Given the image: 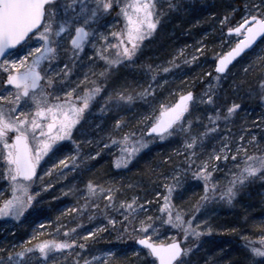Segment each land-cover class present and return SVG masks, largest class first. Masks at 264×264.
I'll list each match as a JSON object with an SVG mask.
<instances>
[{"label":"snow or ice","instance_id":"1","mask_svg":"<svg viewBox=\"0 0 264 264\" xmlns=\"http://www.w3.org/2000/svg\"><path fill=\"white\" fill-rule=\"evenodd\" d=\"M114 4L119 5L120 15L124 17L121 30L110 33L113 38H117L115 45L109 41V34L98 32L94 27L105 13L113 9ZM157 4L158 0H128L127 3L123 0H0V71L6 77L0 78V173L6 175L12 187V195L0 203V217L13 216L18 220L31 205L36 193L30 192L29 188L36 180L43 179L37 172L38 168L43 171L42 162L44 165L50 163L46 171L51 175L53 170H66L67 164L74 162L79 155L80 142L73 139L74 130L78 126L82 127L85 112L92 111V106L104 90L95 81L94 87H80L88 80L90 67L83 74L82 80L79 76L76 81L72 79L76 66L84 64L81 56L86 45L91 43L96 49L94 55L102 58L109 67L119 65L125 59L131 62L141 42L151 36L160 23L163 12ZM175 6V3L169 5L170 8ZM244 13L242 22L227 29L228 33L242 35L243 39H238L234 47L219 57L216 63L217 84L223 78L219 74H226L236 57L245 53V50L253 51L256 43L264 42V0L246 3ZM68 38L71 48H65ZM96 38L102 39L104 45L96 47ZM105 47L115 48L114 59L104 54ZM62 52H70V56L62 59ZM260 52L264 53V48ZM257 63L261 66V78L257 81L255 91L264 102V55H258ZM148 70H152L151 65ZM163 70L167 72L168 68ZM247 70L248 66H245V71ZM106 71L107 69L101 71L100 76H105ZM152 79H156L154 72ZM125 91H117L116 100L112 103V96L106 97L97 111L104 113L113 106L120 108L121 101L131 103L136 97L132 92L125 94ZM209 92L213 94L207 95V100L212 102L215 93L211 85ZM137 95L146 98L150 93L145 88ZM193 101L194 94L189 90L171 105L160 104L158 110L153 109L142 117L145 129L139 135L131 130L124 132L119 138L109 133L110 143L128 145L122 148V155L115 162L117 168L126 166L153 139L164 140L178 130L187 134L184 148L188 152L185 161L189 167L177 165L178 170H174L170 177L161 175L167 191L158 208L159 216L145 215L139 218L141 212L147 213L152 207L150 200L145 199L141 203L138 197L133 196L117 202L111 188L106 190L92 181L87 185L86 195H95L97 189L101 194L107 192L104 197L107 200L105 215L109 224L115 229L119 223L122 232L118 238L129 232L136 236L138 244L144 246L145 255L151 259V264H190V254L196 245L185 247V243L190 238L199 239L204 231L213 230L207 225L202 229L195 222L194 216L186 217L183 209L175 205L173 196L183 187L184 177L190 170L193 178L203 181L204 190L196 202V211L208 201L220 200L231 204L248 184L258 177L264 179V149L258 147L259 141L254 134L247 143L243 135L235 143L226 139L218 148L213 147L205 159L197 162L196 149L204 151V140L208 138V134L219 129L221 119L227 123L242 105L232 102L226 109L227 115L223 117L219 110H216L215 115L208 113L210 126H206L202 133L192 134L193 121L188 116L191 115L190 102ZM257 120L261 121V125L256 126H264V118L258 116ZM126 123L123 119H116L117 131ZM65 140H72L76 145V152L72 154L71 160L67 155L62 159L57 157L63 147L60 142ZM87 142L91 143L92 140L88 139ZM253 142L254 148L250 153L247 145ZM94 155L99 156L100 153L95 152ZM54 157L55 162H51ZM221 162L233 165L228 171L229 179L225 185H221L213 175L220 170ZM58 165L62 169H58ZM43 187L49 188L51 184L45 183ZM155 195L160 197L161 193L157 191ZM109 205L117 212L120 209L126 210L121 214V220L108 215ZM87 206L88 202L85 201L83 207ZM92 207H98V204H93ZM156 220H160L161 224H157ZM164 224L179 229L183 240L173 237L171 242H157L153 239ZM99 227L107 230L103 224ZM261 229L264 232V221L261 222ZM64 231L67 233L75 230ZM93 236L94 232L88 231L85 241ZM33 238L30 237L29 240ZM257 238L260 241L259 247L254 246V243L248 245L249 264H264V234ZM22 243L23 247L18 251L15 250L16 244L0 247V264H33L32 258L37 255L36 250L47 264L50 253L56 250L67 249L71 252L74 251V245L80 249L88 248L87 242L78 243L77 239H45L32 245H29V241ZM139 252L140 249H137L133 255L138 256ZM76 256L79 257L80 253L77 252ZM114 256V251H109L102 254V260L93 257L92 264H106L107 258ZM73 264H80V260L74 259ZM83 264H89V260L85 259Z\"/></svg>","mask_w":264,"mask_h":264},{"label":"rangeland","instance_id":"2","mask_svg":"<svg viewBox=\"0 0 264 264\" xmlns=\"http://www.w3.org/2000/svg\"><path fill=\"white\" fill-rule=\"evenodd\" d=\"M215 1L218 3L219 7H223V10L227 12V14L223 17H219L215 15V13H208V17L204 19L206 23L208 22L207 24H210L209 27L204 29V31L201 32V35H192V38L188 40V43L182 46H175V51L173 52L172 57H165L162 60L160 57L155 55L157 53V49L160 47L158 41L162 38L161 34L164 33L163 29L167 27V23L170 22V17L173 14L182 13L183 10L185 12L189 11L193 7L204 9L206 6H212L214 4L213 0H158L157 6L163 12V15L160 18V23L153 31V34L146 37L145 40L141 42L137 54L131 62L125 59L121 64H114L109 67L102 58L98 55H94L96 49L91 43L86 45L84 53L81 56V59L84 60V64L83 66L79 64L76 66L74 69L75 74L72 76V79L76 81L77 76H79V79L82 80L83 74L88 72L90 67L91 73L88 75V80L84 84H81L80 87H94L93 81H95L100 84L104 90L92 106V111L90 113L88 111L85 112L82 127L78 126V129L74 130L73 139L80 142V153L77 155L74 162L67 164L66 170L62 169V166L58 165V169L62 170H53L51 175L47 174L46 171L47 168L50 167V163L44 165L42 162L43 171L41 168H38L37 172L43 176V179L36 180L29 188L30 192L36 193L31 205L25 209L23 215L18 220L13 216L0 217V247H4L8 244H16L17 248L15 250L18 251L20 247H23V241H29V245H32L45 239H77L78 243H84L86 233L88 231H93L94 236L87 238V249H80L78 246L74 245V251L71 252L67 249L56 250L53 253H50V259L47 260V264H73L74 259H79L80 264H83V261L87 259L89 260V264H92L93 257L98 260H102V254H106L109 251H114L115 256L108 257L106 264H109V261L117 256L122 259V264H151V259L145 255V250L140 249L138 256L133 255V253L137 250L135 247V241L137 240L136 236H133L132 233L129 232V234L125 233L122 238H118L120 236V232H122L119 223L115 229L109 224L107 216L105 215V204L107 203V200L104 197L107 196V192L105 191V193L101 194L99 189H97L95 195H86L88 192L87 185L80 186L76 176L82 168L83 163H87L93 158L109 155L111 157L113 169L115 168L120 170L130 166V164L135 162V160H138L139 157H141L146 151L154 146L156 147L160 143L167 141L171 142V140L177 136H180L183 141H185L187 134L179 130L174 133V135L164 140L153 139L148 147L141 149L140 152H138L126 166L122 165L117 168L115 166V162L117 158L122 155V148H126L128 145L122 146L120 143H110L109 133L119 138L124 132L131 130L139 135L141 130L145 129V123L142 119L143 116L152 112L153 109L158 110L160 104L171 105L175 103L178 97L184 93L181 89L178 91L172 89L171 82L174 75H181L185 67L192 66L193 64L202 68L205 66L204 61L211 60V57L208 54H203L202 52L206 44H214L216 47L215 53H213V60H216L217 57H220L226 53L228 49L235 46L240 37L228 35L226 31L228 27H235L237 23L242 22V17L245 14L244 6L246 3H250L251 0ZM123 2L127 3L128 0H123ZM172 3H175L176 6L170 8L169 5ZM225 17H227V19H225ZM234 17L236 18L235 23L230 21ZM123 24L124 17L120 15V7L118 4H114L113 9L110 12L105 13L97 21L94 27L98 32L109 34V41L115 45L117 38H113L110 33L120 31ZM170 34L173 35V33ZM104 43L105 42L102 39H95L96 47H100L104 45ZM174 44H176V42ZM65 48H71L70 38L65 41ZM261 48H264V42H260L253 51L244 56L248 57V60L246 59L238 62V66L236 68L229 70L226 75H220L223 78L218 84L215 79L217 75H213L209 71L205 72L207 79L203 86L204 88L199 94H197V96H194V101L190 102L191 115L188 116L187 113L185 114L193 121L191 129L192 134L202 133L204 132L206 126H210L209 120L208 123H200L199 119H196L200 112L201 115L207 117L208 113L214 109L213 115L216 114V110H219L222 117L226 116L227 107H229L232 100L236 98H238V100L243 99V101H246L247 99L255 100L251 101L254 103L259 102L260 107L254 111L253 108L257 107L249 108L247 105L245 108L242 109L241 107L236 111L237 113H240V111L242 112L240 117H237V113H235L227 123L221 119L219 121V129H217L215 133L208 134V138L204 140V151H201L200 148L196 149L197 162L205 159L208 153L211 152L212 148H218L222 141L231 139L235 143L239 141V137L241 135L245 137V143H247V141L250 140L254 134L259 141L258 147L260 149H264V126H256L261 125V121L257 120V117L260 116L264 118V102L261 101L260 96L255 91L258 85L245 94L241 92L240 89H236L233 85H231V77L234 75L233 73L236 70L244 66H248V64H252L257 68L259 65V63H257L258 55H264V53L260 52ZM104 54L114 59L116 56L115 48L105 47ZM65 56H70V52L61 53L62 59H64ZM89 61H91V63H89ZM149 65L152 66L151 71L148 70ZM164 68H168V71L165 72L163 70ZM105 69H107L105 76H100V72ZM153 72L156 75L155 80L152 79ZM132 74L135 75L132 78L134 82L128 86H132L134 84V86L130 88L131 91L129 92H132L136 98L131 103L121 101L122 107L120 108L113 106L109 111L104 113L97 111L100 104H103L105 102V98L109 95L112 96V101H110V103H112L116 100L117 91L126 90L125 94H127L126 76H130L129 78H131ZM0 78H6L2 71H0ZM232 84H234V82ZM210 85L215 93L212 102L207 100V95L213 94L212 92H209ZM145 88L149 90L150 95L146 98H141L137 94ZM160 91L161 98L157 97V94L160 93ZM116 119H123L127 122L125 126L119 129V131H117L115 127ZM225 133H227V136H225ZM88 139H91L92 142H87ZM60 143L63 147L61 151L57 153V157L62 159L65 155H67L71 160L72 154L76 152V145L72 142V140L61 141ZM254 144L255 142L247 145L250 153L254 148ZM95 152H99L100 155L95 156ZM177 154L179 156H188V152L184 148V142L180 145ZM55 159L56 158L54 157L51 162H55ZM232 167L233 165L230 162L227 165L221 162L219 166L220 170L213 173L216 179L220 181L221 185H225L227 183V180L229 179L228 171ZM175 170H178V168ZM171 175L168 176L170 177ZM190 175H192L191 170L188 175L184 177L183 187L185 185L190 186V184L193 183L190 188L194 190L199 187L200 189L198 190L202 195L204 190L203 181L192 178L194 181L192 180V183L190 181V183L187 184L186 180L190 178ZM45 183L51 184V187L44 188L43 185ZM147 187L149 188V186ZM105 189L107 190L109 188ZM161 191L162 192L160 193L163 196L167 189L163 187ZM194 191L195 192L192 194L198 192L196 190ZM47 193L51 196L49 200H51V204L53 203L54 205H52V211L56 214L53 215L52 218L51 216L50 218H47L46 215L40 213V209L44 208L43 198H45L44 196ZM11 195V182L7 179L6 175L0 173V203ZM115 198L117 202L120 201L117 195ZM85 201L88 202L87 207H83ZM185 201L186 200L183 199L180 204L176 206L182 209L181 204L188 203V201ZM64 202L67 203L63 204ZM221 202L222 201L220 200H216L215 202L208 201L203 204L199 211L195 210L196 205H191V208L188 207V212H184V214L186 217L194 216L195 222L200 224V227L203 229L205 228V225L210 226L209 223L213 215H215V209L222 205ZM60 203L62 204L61 206ZM91 203L98 204V207H92L93 204ZM162 203V197L159 200L157 199L152 201V207L147 211V213L141 212L139 218H143L145 215H151L154 217L159 216L160 213L158 208ZM56 205L59 206L56 208ZM117 207H119L118 203ZM145 207L148 206L145 205ZM125 211L126 210L124 209H120V212H117L111 205L107 208L108 215L115 216L118 221L122 219L121 214ZM164 218L166 219V216ZM201 221L204 223H200ZM156 223L161 224V221L156 220ZM27 224L32 225L30 230L28 229L30 236L28 235V237L21 241L20 234H25L27 231ZM102 224L105 225L107 229L106 231L100 229L99 226ZM65 229H74L75 231H69L66 233L64 231ZM102 233H109L113 240V243H110L112 245L104 246L102 244ZM207 234H210V232L204 231L199 239L190 238L185 243V247L192 244L196 245L190 254V264H196L201 261V258H204V256H201V252L205 251L204 245H206L205 239L208 237ZM30 237H34L33 239L37 240H29ZM173 237L183 240V234L179 229L174 228L171 225L164 224L159 228L158 235L153 236L152 238L156 239L157 242H171ZM36 252L37 255L32 258L33 264H45V260L43 257L39 256L38 250H36ZM77 252L80 253L79 257L76 256ZM127 254H129L132 258L127 260L125 258Z\"/></svg>","mask_w":264,"mask_h":264},{"label":"trees","instance_id":"3","mask_svg":"<svg viewBox=\"0 0 264 264\" xmlns=\"http://www.w3.org/2000/svg\"><path fill=\"white\" fill-rule=\"evenodd\" d=\"M213 3L212 6H206L204 9L193 7L189 11L185 12L183 10L182 13L173 14L170 17V22L166 25L167 27L163 29L165 34H161L162 38L158 41L160 47L157 49L155 55L162 60L165 57H172L173 52L175 51V46H182L188 43V40L191 39L194 34L201 35V32L210 25L207 24L208 22L206 23L204 19L208 17V13H215V15L219 17H223L227 14V12L223 10V7L218 6V3L215 0H213ZM235 20L236 18L234 17L230 21L235 23ZM170 33H173V35ZM175 42L176 44H174ZM215 50L216 47L214 44H206L202 52L203 54H208L211 57V60L204 61L205 66L202 68L193 64L192 66L185 67L181 75H174L171 82L172 89L176 91L181 89L184 92L191 90L194 96H197V94L203 90V86L206 83L207 77L205 76V72L209 71L214 75L213 64L215 60H213V53H215ZM246 59L248 60V57H242L238 62ZM238 62L235 63L231 69L236 68ZM233 74L234 75L231 77V85L236 89H240V91L245 94L246 92H250V90L257 85L258 79L261 78V66L259 64L256 68L252 64H248L247 71H245L244 66L236 70ZM134 76L135 75L133 74L131 75V78H129L130 76H126L128 92L131 91L130 88L134 86V84L128 86L134 82L132 79ZM233 82L234 84H232ZM161 91L157 94V97H160ZM251 100L252 99H247L246 101H243V99L238 100V98H236L232 100V102L240 103L242 109L247 105L249 108L257 107L253 108L254 111H256L259 109L258 107H260V103H254L252 101L255 100ZM213 111L209 113L214 114ZM200 113L198 116L199 122L208 123V116L205 117ZM240 115H242L241 111L240 113H237V117H240ZM183 142V139L180 136H177L174 137L171 142L167 141L160 143L156 147L154 146L146 151L138 160H135V162L130 164V166L120 170L113 169L111 157L109 155L93 158L89 162L83 163L82 168L76 176L78 184L80 186L88 185V182L92 181L104 189L111 188L114 196L116 197L117 195L119 200L131 199L133 196L138 197L140 202H144L145 199L150 200L151 202L157 199L159 200L162 195L157 198L155 193L157 191L162 192L161 190L165 184L161 175H171L177 168V165L182 167L188 166L185 161L186 155L179 156L177 154L179 147ZM166 157L168 159H165ZM189 177L190 178L186 180L187 184L190 183V181L191 183L194 181L192 175ZM192 184H190V186H192ZM147 186H149V188ZM190 186L185 185L175 194L176 196H173L175 205L180 204L183 199L186 200L185 202L188 201L186 204H181L184 212H188V207L191 208V205L195 206L201 195L198 190L200 189L199 187L194 189L198 192L192 194L195 191L190 188ZM44 197V208L40 209V213L46 215L47 218H50V216L52 218V216L56 214L52 211L53 203L51 204V200H49L51 196L47 193ZM65 203L67 202H64L63 204ZM221 203L222 205L215 209V215H213L209 223L213 230L210 234H207L208 237L205 239V251L201 252V256H204V258H201V261L196 264H249L250 250L248 245L254 243V246H260V241L257 237L264 234L261 229V222L264 221V179L258 177L251 184H248L233 203L229 204L226 201H222ZM61 205L62 204L60 203V206ZM58 206L59 205H56V208ZM30 227H32V225L27 224V231L25 234H20L21 241L28 237V235L30 236L28 233ZM101 239H103L102 244L104 246H110L112 245L110 243H113L112 237L109 233L103 234ZM35 240L37 239H33V241ZM84 242L86 241L84 240ZM125 258L129 260V258L132 257L127 254ZM109 264H122V259L117 256L116 258H112L109 261Z\"/></svg>","mask_w":264,"mask_h":264},{"label":"water","instance_id":"4","mask_svg":"<svg viewBox=\"0 0 264 264\" xmlns=\"http://www.w3.org/2000/svg\"><path fill=\"white\" fill-rule=\"evenodd\" d=\"M227 33H228V31H227ZM228 35H233V36H236V35H238V34H236V33H228ZM240 39H243V36L241 35V38ZM260 40V38H258V41ZM258 45V43H256L255 44V46H254V48L256 47ZM231 49V48H230ZM229 49V50H230ZM229 50H227V52L229 51ZM226 52V53H227ZM248 52H250L249 50H245V53H242L241 54V56H239V57H236L233 61H232V63L229 65V69L234 65V63L236 62V61H238V59L239 58H241L242 56H244L245 54H248ZM225 54V53H224ZM218 60H219V57L216 59V61L214 62V72H215V74L217 75L218 73H217V69H216V63H218ZM219 75H225L224 73H220ZM180 97V96H179ZM179 97H178V99H179ZM177 99V100H178ZM176 100V101H177ZM175 101V102H176ZM135 247L137 248V249H144V246H142V245H139L138 244V241L136 240L135 241ZM145 250V249H144Z\"/></svg>","mask_w":264,"mask_h":264},{"label":"flooded vegetation","instance_id":"5","mask_svg":"<svg viewBox=\"0 0 264 264\" xmlns=\"http://www.w3.org/2000/svg\"><path fill=\"white\" fill-rule=\"evenodd\" d=\"M37 171H38V169H37Z\"/></svg>","mask_w":264,"mask_h":264}]
</instances>
